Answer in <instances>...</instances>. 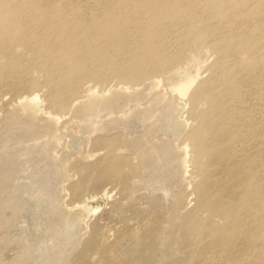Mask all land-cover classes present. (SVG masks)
<instances>
[{"label": "rangeland", "instance_id": "1", "mask_svg": "<svg viewBox=\"0 0 264 264\" xmlns=\"http://www.w3.org/2000/svg\"><path fill=\"white\" fill-rule=\"evenodd\" d=\"M147 1L0 0V9L17 8L19 14L26 12L22 8L72 9L81 17L101 10L103 18L113 20L123 11L122 5L126 4L129 13L140 4H149ZM196 1L197 6L185 13V20L170 18L149 32L132 28L130 33L91 39L92 30L87 29L86 35L78 38L84 39L78 48L87 49L71 55L62 53L56 61L41 55L37 46L1 43L0 264H182L180 258L192 256L197 260L187 264H239L236 258H220L213 251L188 250L192 236L184 239L189 232L181 227L189 221L187 214L196 212L194 217L199 216L201 221L207 217L206 212L195 211L192 189L201 167L194 168L190 160L198 159L197 123L209 107L201 103L191 106L188 98H184L187 103L183 106L168 92L172 82L168 71L192 53L204 64L199 80L208 78L221 58L218 42L225 34L231 35L223 33L230 23L219 14L220 5L227 0ZM230 1L233 10L241 7L242 0H228V5ZM238 11H232V24L237 26H232V45L239 51L237 60H232V73L236 72L232 77L239 84L234 112L242 119L241 128L246 117L252 123L250 153L264 156V0H251L247 12ZM147 23L144 19L142 27ZM150 38L156 48L147 42ZM246 45L258 48L259 56H253ZM244 69L256 74V85L251 88L247 82L252 74ZM61 80L67 84L63 88L56 86ZM87 84L98 88L94 100L99 106L97 125L90 122L97 119L96 113L91 118L82 104L72 105L84 94ZM32 92L38 93L41 102L30 115L15 99ZM255 94L261 98L260 103L254 100ZM47 111L68 118L60 123L51 121ZM64 120H72L73 126L59 130ZM228 144L232 150V144ZM182 146L186 148L181 150ZM117 148L121 150L115 151ZM97 149H102L101 154L90 157V152ZM108 152L121 158L117 172L124 178L113 181L107 171L93 172L91 163ZM185 153L187 172L179 158ZM103 186L111 196L89 200L90 207H99L85 227L81 221L84 213L75 203L83 194ZM114 202L118 207L111 215ZM155 213L161 218L157 219ZM168 219L172 225L164 227L166 233L162 227ZM214 221L218 224L216 231L227 234L220 225L222 221ZM94 223L120 232L128 228L131 237L120 242L116 254L101 252L100 242L92 237ZM156 226L159 229L153 230ZM153 231L157 233L152 236ZM152 237L155 250L140 258L136 250ZM251 257L255 264H264V245Z\"/></svg>", "mask_w": 264, "mask_h": 264}, {"label": "bare ground", "instance_id": "2", "mask_svg": "<svg viewBox=\"0 0 264 264\" xmlns=\"http://www.w3.org/2000/svg\"><path fill=\"white\" fill-rule=\"evenodd\" d=\"M217 1L222 2L226 0ZM147 2L149 4H140L136 9L132 10L131 12L134 13H132V15H130L131 12L126 13L129 9L126 7V4L122 5L121 9L123 11L119 12L117 18L113 20L108 17L103 18L101 16L103 13L101 10L94 11L90 16L86 15L85 17H81L80 15H75L72 9L56 8L47 10L42 8H31L27 10L22 8L23 12H26L19 14L20 10L17 8H1L0 45L2 42L6 41L10 45H15L16 42H18L17 44L37 46L41 55L47 56L49 60L52 59L56 61V59L62 56V53L71 55L70 53L76 50L79 53H83L85 49H87V47L78 48L79 44L84 40L78 38L82 34L86 35L85 32L87 29L90 31L92 30L90 33H93L92 36H90L91 39L94 36L105 38L107 36L114 37L118 33L125 34L128 31L130 33L132 28H137L138 30L145 29L146 32H149L153 30L154 27H158L161 23L170 18H174V20L176 18L185 20V13L189 12L198 4L196 0H149ZM240 4L241 7L235 10H239L238 12H247L251 6V0H246L245 2L242 0ZM117 8L116 12L119 11V7ZM220 8L219 14L221 17L223 15L226 16L224 21L230 23L229 30L223 33L230 32L231 35L225 34L220 42H218L219 45L217 50L220 51L221 58L216 68L211 71L209 77L202 81L199 80L202 75L201 69L204 64L202 65V60L200 61L198 56L196 58V55L194 56L192 53L187 55L181 64L172 66L168 71L169 75L172 76V82L168 88H166L168 92H172L177 100L179 99V102H183V106L187 103V101H184V98H188V103L191 106L201 103L209 107L208 113L201 116L197 123L196 133L199 139L196 155L198 154V159L194 162L190 160L194 168L201 167L192 189L195 211L206 212L207 217L204 221H201L202 218L199 216L194 217L195 214L197 215L196 212L193 215L187 214L189 221H186L185 224L182 223L181 227L184 232H189L183 236L184 239H189V236H192L190 237V243L193 245L189 243V247H187L188 250L191 251L194 247L198 249V251L203 249L207 250V253L210 251L216 252V256L220 258H236L239 264H255L254 257L251 256H254L259 247L264 245V160H262L264 156H260V153L256 156L250 153L251 140L249 135L252 132V123L246 117L243 119V128H241L242 119L234 112V105H236L234 94L237 85L239 86L238 82L232 77V74H236V72L232 73V60H237V53L239 52L238 48L232 45V26L237 27L236 24H232V11L235 13V10L232 9V1H230L228 5V0L222 3ZM182 13H184V16H179ZM14 15H19L21 17L14 18ZM144 19L148 21L147 28L142 27ZM87 22H89V25ZM13 30L16 32L13 33ZM147 42H150L153 48L155 47L152 38ZM246 47L251 50L250 52H253V56H259L258 48L251 45H246L245 49H247ZM153 48H150V50ZM246 65L247 64H245V66ZM246 67L253 70L250 66ZM251 70H246L247 74L251 75L253 72ZM255 75L256 74H252L251 78L248 79L247 85L249 88H251L252 85H256ZM233 76L237 79L241 77V75ZM157 80L159 81V79ZM157 80H154V82ZM66 85L67 84L62 80L56 84V86H62V88ZM87 85L86 89H84V94L76 98L72 102V105L82 104L85 107L86 115L93 118V115L95 113L97 114L99 107L98 103H94V100L98 97L96 94V92L98 93V88L96 89L95 86L93 87L90 84ZM192 86H194V89L189 92ZM123 88L126 89L127 87L123 86ZM107 91L108 89L104 92ZM164 91L165 90H163V92ZM253 96L255 97L254 100L260 103L261 98L258 97L257 94ZM15 101L30 115L34 114L39 109L37 105L41 102L38 93L35 92L20 94L16 96ZM85 101H87L86 104H84ZM71 108L72 107H70V110ZM46 113L51 121H59V123L60 120L66 117L68 118V115L65 116L66 114L55 115L48 111ZM261 115L264 124V107H261ZM99 117V114L95 115L97 119L91 120L90 122L94 123V125L99 124ZM247 121H249V123H247ZM71 122L72 120H64L59 130L60 128L61 130L69 128V126H71L70 124H72ZM97 128L100 129L101 127ZM228 143L232 144V150ZM183 146L180 147L181 150L186 148ZM119 150H121V148H117L115 151ZM101 151L102 149H97L95 152H90L89 156L95 157L100 155ZM90 157L88 158L91 159ZM185 157H187L186 153L179 157L184 167H182V169L186 167ZM247 158H249L248 163H250L251 166L246 162ZM120 159V157L115 158L108 152L91 163L90 167L94 169L93 172L107 171V173L110 174L109 180L115 181L125 176L117 172V165L121 164ZM221 159L225 163L220 162ZM231 159L232 162H230ZM185 171L187 172V167ZM110 196L111 191H109L106 186H103L96 192L83 194L75 203V206L80 208V212L82 214L84 213V217L81 221L84 223L85 227H87L86 225L90 221L92 212H95L96 208L98 209L99 207V205L98 207L96 205L95 208H93L94 206L90 207L91 205L89 206L88 203L89 200L95 198L108 199ZM115 201H117V199ZM116 205L117 202H114L110 210H113L111 215L116 212L115 210L118 207ZM155 216L157 219L161 218L157 213H155ZM216 218L218 223L222 221L220 225H222L227 234L222 235L223 233L221 234L216 231L215 226L218 225L217 222L214 221ZM204 223H207L208 226H203ZM171 225L168 219L164 226L162 227L161 225L160 228L162 227V229L168 233L164 227ZM103 227L105 228V226ZM104 228L94 223L91 231L92 237L100 242L101 252L106 251L107 254L114 255L118 251L120 242L124 239L129 240L131 233H129L128 228L123 232H120L119 229L110 230ZM156 228L157 226L154 227L153 230ZM157 229H159V227ZM154 232L155 231L152 232V236L157 233ZM166 244L169 245V242H166ZM159 245H161V242ZM155 248L156 240L152 237L150 241L142 243L141 247L136 250V253H138L140 258H146L145 253H151ZM184 252L188 255L187 251ZM209 257L210 256L207 255L205 256L208 262ZM127 259L128 258L124 259L125 262ZM179 260H181L180 263L187 264V262L191 260H193L191 261L192 263L195 262L197 258L192 256L189 257V259L185 257L184 260H182V258ZM170 264H179V262H171Z\"/></svg>", "mask_w": 264, "mask_h": 264}]
</instances>
